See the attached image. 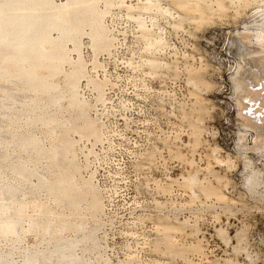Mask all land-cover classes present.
Instances as JSON below:
<instances>
[{
    "label": "rangeland",
    "instance_id": "374dc122",
    "mask_svg": "<svg viewBox=\"0 0 264 264\" xmlns=\"http://www.w3.org/2000/svg\"><path fill=\"white\" fill-rule=\"evenodd\" d=\"M149 1L156 9L153 40L143 41L122 5L104 18L113 36L110 53L81 39L85 75L78 94L98 129L96 139L69 130L65 120L74 115L62 97L51 102L55 91L48 96L0 77V203L8 186L15 201L26 204L18 237L0 234L8 264H27L24 257L28 264H55L56 253L48 256L46 247L67 215L61 236H80L77 223L93 234V241L74 248L79 259L72 264H264V143L253 142L257 133L264 136V93L262 104L237 99L229 81L245 60L264 55L256 38L264 0H221L219 9L216 0ZM253 70L260 90L264 74ZM251 107L259 111L255 128ZM42 115L55 116V124ZM24 137L36 138V145L22 148ZM62 137L73 141L79 177L95 188V210L89 197L55 207L53 195L37 186L41 173L55 178L58 167L47 151ZM251 173L252 188L246 184ZM185 176L193 177L192 185ZM6 211L0 218L13 209ZM52 211L56 219L46 233ZM30 220L38 226L30 229ZM30 250L38 253L32 262Z\"/></svg>",
    "mask_w": 264,
    "mask_h": 264
},
{
    "label": "bare ground",
    "instance_id": "6f19581e",
    "mask_svg": "<svg viewBox=\"0 0 264 264\" xmlns=\"http://www.w3.org/2000/svg\"><path fill=\"white\" fill-rule=\"evenodd\" d=\"M99 1L100 0H60L56 2L55 0H0V77H13L12 80L18 81L19 83L23 82L27 88L39 90L46 95L51 91H55V95H50L51 102L56 103L59 97H62L66 100V107L69 112L71 111L74 115L72 118L69 117L65 120L67 124L70 125L69 130L79 137L86 136L89 138L92 136L95 139L98 137V129L95 122L90 119L87 114L86 101L78 94L80 79L85 75V67L80 51L82 37L87 36L90 39L91 47L94 51L106 50L109 48L107 53H110L113 48V36L111 35L109 27L105 24L104 18L115 5L124 6L127 10L126 12H128L127 16L136 22L138 32L143 38V41L153 40L156 36V34L153 35V30L151 29L153 27V11L156 12V9L150 5L151 3H148V0H137L135 3H132L131 0H103L100 6ZM149 2H151V0ZM188 3L190 4V2H187V4ZM216 3L217 6H215L218 9L221 8V0H216ZM184 4L186 3L184 2ZM134 10L138 11L134 13ZM131 11L135 16L132 15ZM256 26L259 27L258 29H261L259 30L261 32H257L258 34L256 35L257 42L259 43H257V45H259V51L257 52L263 53L264 17ZM71 52H74L76 58L70 57ZM257 52L255 53L257 54ZM249 53L252 55V52ZM254 55H252V57ZM257 56H259V54L256 55L258 62H253V57L252 60H249L251 58H249L248 61L245 60L244 65H239L236 73L229 78V81L233 84L235 94L238 96L237 99H239V97L242 98L243 95L246 101L248 98L251 100L253 98L255 101H259L260 104H262L260 100L262 99L261 95L264 93V88L260 90L255 88L256 85H254V82L257 83L258 81L256 80L257 77L253 69L258 67L261 73L264 74V55L261 56L260 59L259 57L257 58ZM248 57L250 56L247 55V58ZM65 64L69 66L68 70L63 69ZM86 65L96 67L98 66V62L97 64L89 62V64L87 63ZM60 74H62L63 87H59V82L57 81V77ZM236 101L237 104L240 106L242 105L240 101ZM239 105L238 108L240 110L241 108ZM242 109L244 110L245 108L242 107ZM239 110L238 112L240 114ZM250 110H252V107ZM257 112L259 111L256 109L252 110L253 116L251 115L249 117L253 123L255 122L254 128L258 125H256V122L259 120L256 115H254ZM240 115L243 116L242 113ZM40 118V120L47 125L55 124L57 119L55 116L51 115H42ZM244 119H246V117H244ZM52 130L54 133V128ZM262 137L264 136H262L261 133H257L253 141L254 145L260 143L263 145L264 142ZM238 139L241 144H244L241 134ZM20 142L22 148L27 149L31 144L36 145V138L24 137ZM47 154L48 157L52 159V162L57 165L56 167H58V169L54 172V179H50L48 175L41 173L37 186L44 187L48 193L53 195L55 207H58L63 200H66L67 203L72 205H76L78 204V202L75 203L77 197L79 199H86L89 197L88 205L92 210H95L98 204L96 191L90 181L84 180L78 175L79 167L73 162V141L68 137H62L59 139L58 143L52 144ZM59 156H61V161L58 160ZM253 177L254 175L250 176L247 180L249 183L245 182L249 184L250 188L256 183H254L255 177L254 179ZM184 181L192 185L194 180L193 177L190 176L184 178L183 182ZM4 195L5 196L2 198L5 197L7 201L0 203V210L8 211V209L12 208L13 211L11 214L6 211L9 215H3L4 213H1L0 234L3 236L15 235L18 237L17 230L21 222V213L26 204L23 205L22 200L21 202L15 201L17 199L14 198L15 193L11 187H6ZM53 215L54 212H50L45 225H43L44 232L46 233L52 231L53 221L56 219V216ZM69 217L68 215L64 216L60 219L59 224L54 226L55 230L53 232L56 233V241L51 247H46L48 256L56 253L55 264H72L74 260L79 259L77 258V254L75 256L73 252L74 248L78 244L80 245V243H85L87 240L93 241V234L84 233V228L80 223H77L75 227L77 231L81 232L80 236L71 238L61 236L66 228L65 224L68 222L67 220ZM37 226V222L31 221L29 228L31 229ZM27 251L25 250L24 252ZM24 252L23 255L25 254ZM36 254L38 253L31 251L30 253L28 252L27 256L29 260L30 258L37 259L38 255ZM24 258L27 259L25 263L28 264V258ZM8 263L9 260L7 255L0 254V264Z\"/></svg>",
    "mask_w": 264,
    "mask_h": 264
}]
</instances>
